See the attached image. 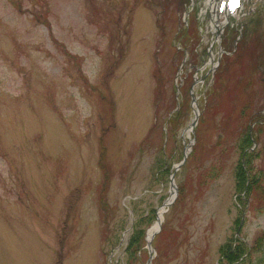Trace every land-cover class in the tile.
Segmentation results:
<instances>
[{"label":"rangeland","instance_id":"374dc122","mask_svg":"<svg viewBox=\"0 0 264 264\" xmlns=\"http://www.w3.org/2000/svg\"><path fill=\"white\" fill-rule=\"evenodd\" d=\"M198 1L0 0V264H145L187 143L151 264H225L221 243L264 231L236 179L248 133L264 183V0L236 46L239 27L211 46Z\"/></svg>","mask_w":264,"mask_h":264},{"label":"trees","instance_id":"16d2710c","mask_svg":"<svg viewBox=\"0 0 264 264\" xmlns=\"http://www.w3.org/2000/svg\"><path fill=\"white\" fill-rule=\"evenodd\" d=\"M245 139L246 141H248L247 137ZM236 179L238 180L237 186L242 187L245 181V173L241 168L236 173ZM263 244V236L258 237L253 246L250 248H247V246L243 243L232 247L229 241H226V243L221 247V256L226 261L233 262L244 255L237 264H263V258L257 253V251L263 246Z\"/></svg>","mask_w":264,"mask_h":264},{"label":"water","instance_id":"95a60500","mask_svg":"<svg viewBox=\"0 0 264 264\" xmlns=\"http://www.w3.org/2000/svg\"><path fill=\"white\" fill-rule=\"evenodd\" d=\"M193 121H194V119H193ZM171 181H172V179H171ZM172 198L171 197H168L164 202H163V204H162V206L160 207V208H162V210H165V208H163L165 205L167 206V205H169L172 201H173V199H174V193H172ZM157 226H155V228H154V230L153 231H150L147 235H146V241H147V243H150V239L153 237V235L160 229V224H161V220L159 219V217L157 216ZM148 262H149V260H148Z\"/></svg>","mask_w":264,"mask_h":264},{"label":"snow or ice","instance_id":"6c2138e0","mask_svg":"<svg viewBox=\"0 0 264 264\" xmlns=\"http://www.w3.org/2000/svg\"><path fill=\"white\" fill-rule=\"evenodd\" d=\"M238 2V0H233V3H237Z\"/></svg>","mask_w":264,"mask_h":264},{"label":"bare ground","instance_id":"6f19581e","mask_svg":"<svg viewBox=\"0 0 264 264\" xmlns=\"http://www.w3.org/2000/svg\"><path fill=\"white\" fill-rule=\"evenodd\" d=\"M154 226H155V225H154ZM154 226H153V227H154Z\"/></svg>","mask_w":264,"mask_h":264}]
</instances>
